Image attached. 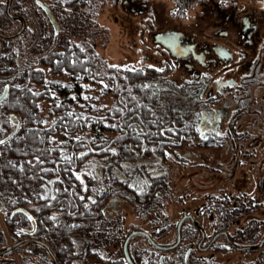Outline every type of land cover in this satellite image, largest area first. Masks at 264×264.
I'll return each mask as SVG.
<instances>
[{
	"label": "flooded vegetation",
	"instance_id": "obj_1",
	"mask_svg": "<svg viewBox=\"0 0 264 264\" xmlns=\"http://www.w3.org/2000/svg\"><path fill=\"white\" fill-rule=\"evenodd\" d=\"M106 11L119 25L118 47L141 54L126 63L144 67L130 69L131 89L121 86L125 77L111 79L119 88L115 138L122 144L130 133L131 152L118 146L77 172L82 197L91 200L83 210L102 211L84 239L109 241L102 250L109 264H129L130 235L135 264H264V0H0V105L49 59L74 62L82 52L96 64L103 54L89 51L106 48ZM64 75L71 80L54 79L56 96L93 112L85 94L96 81L105 88V80ZM10 119L12 135L20 121ZM248 168L257 176L254 189ZM56 181L41 188L39 206L55 197ZM184 190L193 191L192 201ZM171 200L180 204L175 221ZM129 211L148 227L127 224ZM27 216L30 226L21 224L22 237L9 234L12 243L0 222V251L21 241L0 264L24 243L42 245L40 264H55V248ZM168 232L172 242L159 243ZM151 239L179 244L161 250Z\"/></svg>",
	"mask_w": 264,
	"mask_h": 264
},
{
	"label": "trees",
	"instance_id": "obj_2",
	"mask_svg": "<svg viewBox=\"0 0 264 264\" xmlns=\"http://www.w3.org/2000/svg\"><path fill=\"white\" fill-rule=\"evenodd\" d=\"M73 57L74 62L67 58L63 64H56L50 59L46 63L52 70L62 74L68 71L74 76L83 75L85 79L98 76L95 72V57L85 60L86 54L82 52L73 54ZM44 79L42 68L33 70L31 78H26V86L15 88L0 105V108H3V111H0V139L5 140V144L0 145V203L8 229L11 236H23L18 230L21 224L30 226L28 216L18 210L24 208L35 216L39 227L37 236L47 240L55 248L60 264H107L109 261L107 259L106 262L102 250L110 242L102 240L101 237L97 244L84 239L98 229L96 224L99 223L97 221L102 211L101 205L83 210L85 203L91 200L87 197L81 199L83 190L80 179H77V172L85 170L89 162L98 163L108 154H112L113 150L118 148L117 145L123 153H130L131 147L127 139L131 138V135L128 133L126 141L122 144L114 137L112 143H119H115L116 146L104 142L107 149H100L104 146L99 144L102 138L98 136L72 137L67 141L58 142V134H74L80 129L85 131L89 118L82 115L85 111L81 105L69 108V97L61 99L59 96H53L49 88L44 91L35 90L29 83L31 81L40 84ZM55 87L53 82V88ZM42 99H49L53 105L49 126L40 118ZM12 114L19 118L20 126L10 135L15 129L10 119ZM117 114L110 112L108 118L114 119L115 122ZM105 128L118 130L115 125H107ZM150 131L156 136L157 130ZM56 178L59 181L55 184V198L44 200L39 206V191ZM55 215L58 219H50ZM60 218L64 221L61 224L58 223ZM39 248L44 247L37 243H24L16 249L25 264H40L36 255ZM142 263H145V257ZM4 264L12 263L6 260Z\"/></svg>",
	"mask_w": 264,
	"mask_h": 264
},
{
	"label": "rangeland",
	"instance_id": "obj_3",
	"mask_svg": "<svg viewBox=\"0 0 264 264\" xmlns=\"http://www.w3.org/2000/svg\"><path fill=\"white\" fill-rule=\"evenodd\" d=\"M102 20L101 22L105 24V26L107 27V30L110 32L106 33V36L108 37V34H110V36L112 37V42L108 43V39L106 37V48L105 49H96V50H91L89 51L90 54L93 53H101L103 54V56H101L102 58H100L96 65H95V72L96 75H99V79L102 78L105 80L106 83V87L104 88L102 84L96 82V85L92 86V89L87 92L85 95H90L89 97V105L93 104L95 106V109L93 110V112H89L90 114H86L85 112L82 114L84 117L89 118L87 123H86V130H82L80 129L79 131H77L74 134H58L56 136V139L58 142H62V141H67L70 138L74 137H87L89 136L91 137H95L98 136L99 138H102V141L105 142V144L109 143L110 146H116L118 142H115L114 144L112 143L114 140L113 138L116 137L118 130H113V129H107L105 128L107 125H117V122L113 121L114 119L108 118V114L111 112V114L114 111V103L116 102V91L119 90L117 82L114 83L111 79L113 78V76L117 75L120 77H122V79L124 78L125 81H122V85L123 87H126V89H131L129 86V74L131 73L130 69L132 68H137V67H144V65H135V63L132 64H128L126 62L128 61H134V59L139 60V58H141V54L137 53L135 50H130L129 49H120L119 43L117 42V38L119 35L118 32V28L119 25H117L114 21L113 17H110L108 15V12L106 11L104 13V15L101 17ZM118 26V27H117ZM109 27V28H108ZM118 32V33H117ZM153 53L157 54V52L154 50ZM100 54V55H101ZM97 58V57H96ZM128 59V60H126ZM122 63V64H121ZM126 63V64H123ZM40 68H42V70L45 73V79L42 83L38 84L35 82H29L30 85L33 87L34 84H37L36 87H33L35 90H40V91H44L46 90V88H49L51 94L54 96L56 95L57 91H55V89H53V81L54 79L58 78V77H62L63 80L66 81H70L71 78L68 75H62L58 74L56 71L52 70L50 66L48 65H41ZM88 84L91 83L90 81H87ZM63 99V98H61ZM42 109L40 111V118L42 119V121L44 122V124L46 126L51 125V119H52V115H51V111H52V107L53 105L51 104L49 99H42L40 102ZM89 116V117H88ZM94 121L95 124L92 122ZM107 124V125H106ZM106 125V126H104ZM86 139V138H83ZM118 147V145L116 146ZM111 163H114L113 161H111ZM250 170V168H248ZM248 174L250 176V188H253L254 182L257 179V176H253V171H248ZM187 197H189V200L192 201V196H194L193 191H189V190H184ZM187 206V203H186ZM193 207V206H192ZM180 209V204H178V202H176L175 200H171L169 202V204H167V212L171 215L172 220L175 221L177 219V216L179 215V210ZM126 223H136V224H141L144 227H148L147 225V219L144 218H137L135 217L131 211H129L127 213L126 216ZM0 222L1 225L4 227L3 231H4V235H5V239L6 243H12V239L9 237L10 231L8 230V226L6 222V219L4 217V212L2 211V205L0 203ZM174 238V235L171 234V232H168L167 235H163L162 237H158L157 240L159 241V243L161 244H167L169 242H172ZM117 252V251H116ZM118 253V252H117ZM112 257H119L117 256V254H115ZM31 258H27V260H29ZM33 259V258H32ZM107 262V258L105 259ZM7 261H11L12 264H25V262L23 261V258L21 256V254L19 253L18 249H15L12 253V255H9L7 258ZM109 261V259H108ZM109 264V263H107Z\"/></svg>",
	"mask_w": 264,
	"mask_h": 264
},
{
	"label": "water",
	"instance_id": "obj_4",
	"mask_svg": "<svg viewBox=\"0 0 264 264\" xmlns=\"http://www.w3.org/2000/svg\"><path fill=\"white\" fill-rule=\"evenodd\" d=\"M5 97V95H3V97L0 98V100H2L3 98ZM24 210L27 215H29V217H31L32 221H33V226H35V220L32 216L31 213H29L27 210L25 209H22ZM29 232H33V230L29 231ZM133 235H130L125 243H124V254H125V257H126V260L128 261L129 264H135L133 259L131 258V255H130V252H129V242H130V239ZM21 241L17 242V243H14L12 246H9L8 248H6L5 250H1L0 251V255H3L5 252H7L8 250H11L13 247H16ZM151 242L152 244L157 247L158 249H161V250H172L174 248L177 247V245L179 244L178 242L172 244V245H160L158 244L157 242H155L153 239H151ZM55 259V264H60L59 261L57 260L56 257H54Z\"/></svg>",
	"mask_w": 264,
	"mask_h": 264
},
{
	"label": "snow or ice",
	"instance_id": "obj_5",
	"mask_svg": "<svg viewBox=\"0 0 264 264\" xmlns=\"http://www.w3.org/2000/svg\"><path fill=\"white\" fill-rule=\"evenodd\" d=\"M145 87H147V85L145 86ZM3 144H5V140H2V139H0V145H3ZM114 151V150H113ZM44 171H48L47 169H44ZM77 179H80V177L79 176H77ZM46 198V197H45ZM55 197H53V199H54ZM81 199H83V197H81ZM94 202V201H93ZM31 218V217H30ZM50 219H56V217H50ZM72 227H76V225H72Z\"/></svg>",
	"mask_w": 264,
	"mask_h": 264
}]
</instances>
